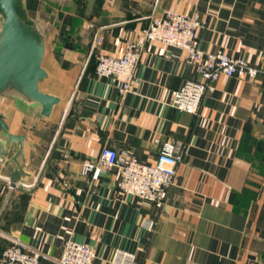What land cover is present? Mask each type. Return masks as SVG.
I'll return each mask as SVG.
<instances>
[{"label":"crops","instance_id":"obj_1","mask_svg":"<svg viewBox=\"0 0 264 264\" xmlns=\"http://www.w3.org/2000/svg\"><path fill=\"white\" fill-rule=\"evenodd\" d=\"M80 2L61 25L40 0L21 3L43 30L40 90L61 101L45 120L6 111L28 139L22 163L37 170L30 188L12 189L0 175V257L16 239L40 264H56L71 240L93 249L92 264H116L120 251L137 264H264V0ZM167 11L197 14L198 48L243 59L256 78L220 76L190 115L170 106L173 92L199 79L177 48L146 44L123 95L118 79L95 75V55L121 56L150 17ZM43 125L54 126L49 137ZM167 142L181 159L161 208L121 194L117 166L83 174L105 148L150 163Z\"/></svg>","mask_w":264,"mask_h":264},{"label":"built area","instance_id":"obj_2","mask_svg":"<svg viewBox=\"0 0 264 264\" xmlns=\"http://www.w3.org/2000/svg\"><path fill=\"white\" fill-rule=\"evenodd\" d=\"M203 25L197 14L184 15L167 11L163 17H150L148 23L137 32L138 40L127 45L121 56L95 55V75L101 79L116 78L120 81L119 92L125 94L136 82L135 70L141 52L146 44H159L166 48H177L186 54L187 61L195 67L198 80H187L181 88L173 92L170 106L182 113L196 115L203 97L215 90L220 76L253 80L258 69L251 67L240 58H232L222 52L204 53L198 48L196 31ZM100 41V38L97 40ZM180 153L172 143H163L156 158L150 163L119 155L112 149H103L96 162H86L83 174L120 168L117 187L121 194L135 196L158 208L164 205L168 190L176 175ZM30 188V184L15 188ZM154 222H149L152 229ZM95 253L85 244L65 240L56 264H92ZM0 264H40L38 254L31 252L19 240H12L4 249ZM116 264H137L135 256L128 252H118Z\"/></svg>","mask_w":264,"mask_h":264},{"label":"water","instance_id":"obj_3","mask_svg":"<svg viewBox=\"0 0 264 264\" xmlns=\"http://www.w3.org/2000/svg\"><path fill=\"white\" fill-rule=\"evenodd\" d=\"M22 2L0 0V175L12 189L28 184L37 168L22 163L28 139L15 131L7 118V109L14 106L45 120L61 101L40 90L48 78L42 67L45 56L43 30L20 19L17 6ZM11 147L14 148L12 155Z\"/></svg>","mask_w":264,"mask_h":264},{"label":"rangeland","instance_id":"obj_4","mask_svg":"<svg viewBox=\"0 0 264 264\" xmlns=\"http://www.w3.org/2000/svg\"><path fill=\"white\" fill-rule=\"evenodd\" d=\"M80 1L81 0H40V8L42 14L45 15L49 21H54L56 24L61 25L69 22L67 19L69 16L64 15V13L70 11L72 12L83 6ZM45 62L46 61L43 62V65L46 64ZM41 88H47L46 83H43ZM40 128L43 134L49 137L54 129V126L43 125Z\"/></svg>","mask_w":264,"mask_h":264},{"label":"trees","instance_id":"obj_5","mask_svg":"<svg viewBox=\"0 0 264 264\" xmlns=\"http://www.w3.org/2000/svg\"><path fill=\"white\" fill-rule=\"evenodd\" d=\"M17 13H18L20 19H21L25 24H27V25H31V21L28 20V19L26 18L25 14H24V12H23V10H22V6H21V4H18V6H17Z\"/></svg>","mask_w":264,"mask_h":264}]
</instances>
